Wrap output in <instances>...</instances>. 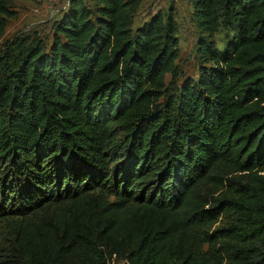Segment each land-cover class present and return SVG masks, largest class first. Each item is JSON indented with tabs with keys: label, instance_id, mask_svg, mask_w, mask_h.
I'll use <instances>...</instances> for the list:
<instances>
[{
	"label": "trees",
	"instance_id": "1",
	"mask_svg": "<svg viewBox=\"0 0 264 264\" xmlns=\"http://www.w3.org/2000/svg\"><path fill=\"white\" fill-rule=\"evenodd\" d=\"M89 1L0 51V264H264V0H190L179 87L173 9Z\"/></svg>",
	"mask_w": 264,
	"mask_h": 264
},
{
	"label": "rangeland",
	"instance_id": "2",
	"mask_svg": "<svg viewBox=\"0 0 264 264\" xmlns=\"http://www.w3.org/2000/svg\"><path fill=\"white\" fill-rule=\"evenodd\" d=\"M86 3H90L86 0ZM93 8V5H89ZM69 8V0H13L12 11L15 18L10 19L5 36L0 40V51L6 42H10L18 36L24 38L41 39L50 46L54 38V25L62 19ZM173 9L175 35L179 59L176 63L179 71L178 87L186 80H197L201 62V44L207 40V36L201 32L193 18L194 9L190 0H143L133 15L132 29L137 30L149 22L158 13L165 16ZM232 38L229 30L222 29L215 36V47L225 50ZM210 67L211 64H207ZM171 76H167L169 84Z\"/></svg>",
	"mask_w": 264,
	"mask_h": 264
}]
</instances>
